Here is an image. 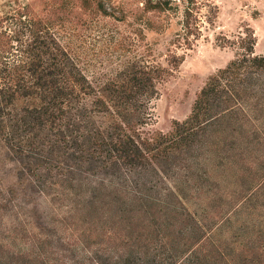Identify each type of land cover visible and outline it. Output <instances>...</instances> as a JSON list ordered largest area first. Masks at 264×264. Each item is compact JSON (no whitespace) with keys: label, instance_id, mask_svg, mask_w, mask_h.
<instances>
[{"label":"rangeland","instance_id":"1","mask_svg":"<svg viewBox=\"0 0 264 264\" xmlns=\"http://www.w3.org/2000/svg\"><path fill=\"white\" fill-rule=\"evenodd\" d=\"M52 1L0 0V19L26 5L34 15H50ZM88 2L84 11L79 8L80 1L72 0L75 5L69 6L57 0L56 5L65 8V20H71L66 27L57 25V31L95 87L135 60L172 69L150 105L144 133L167 134L175 122L187 120L209 79L232 61L248 56L243 39L248 45L252 36L254 55L264 56V0H200L194 10L192 35L185 30L184 2L150 13L143 11L144 0ZM101 4L113 14L104 15L98 10ZM231 93V111L207 128L203 142L195 145V157L184 152L182 164L172 169L167 179L150 180L153 183L147 186L153 193L160 191V196L181 191L178 219L187 217L186 213L192 216V225L179 234V251L168 250L164 259L183 256L189 264L209 250V240L222 250L228 247V264H234L236 255L250 261L254 252L264 259V72L242 73ZM45 165L55 171L50 183L24 190L18 184L14 162L0 147V193L6 195L11 188L17 191L16 198L7 195L10 202H5L6 197L1 202L0 198V264H98L96 250L118 245L119 251H109L114 258L127 248L124 223L114 225L112 220L97 217L86 222V206L76 200L77 195L86 196V183H100L107 189L119 186L106 177L86 176V170L71 175L77 184L72 186L63 176L71 174L73 164ZM138 172L136 184H130L132 179L124 172L119 177L120 185L134 190L143 187L148 175H156L155 171L147 175L144 168ZM202 215L209 219L204 228L198 224L206 225ZM138 221L136 217L133 224L138 237L149 236L156 245H165L161 243L172 237L160 240L153 234L152 221L147 226ZM197 238L199 247L193 245ZM155 254L156 246L150 255ZM174 260L168 264H174Z\"/></svg>","mask_w":264,"mask_h":264},{"label":"trees","instance_id":"2","mask_svg":"<svg viewBox=\"0 0 264 264\" xmlns=\"http://www.w3.org/2000/svg\"><path fill=\"white\" fill-rule=\"evenodd\" d=\"M59 1L62 5H75L72 0ZM77 1L79 8L86 11L88 0ZM178 1L187 4L185 30L192 35L194 10L200 0H144L143 11H165ZM56 2L52 1L49 7L50 15H34L31 6L26 5L0 19V147L14 162L18 184L24 190L40 189L50 183L55 171L46 162L73 164L71 174L63 176L72 186L77 184L71 175L84 170L86 176L106 177L119 186L107 189L100 183H86V196L76 197L78 204L86 206V222L97 217L112 220L114 225H126L127 248L114 258L109 251L114 248L119 251L118 245L96 250L94 257L98 264H137L135 259L138 264H168L174 257L164 259V253L179 251L176 244L181 241L179 234L192 225V216L186 213L187 217L178 219L181 214L177 210L182 208L183 200L181 191L160 196V191L153 193L147 186L153 183L150 180L167 179L169 172L182 164L184 152L195 157V145L203 142L207 128L222 121L231 111V92L238 77L252 70L264 72V56L254 55L252 36L248 45H244L247 39H243L248 56L232 61L209 79L187 120L175 122L167 134L144 133L142 127L148 124L150 105L172 69L135 60L95 87L80 67L79 58L61 42L57 25L66 27L71 20H65V8ZM98 10L106 16L113 14L103 4ZM188 44L191 46L190 41ZM65 145L69 148H64ZM143 168L147 175L151 171L156 174L148 175L143 187L130 190L129 186L120 185L119 177L124 172L132 179L130 184H136L138 171ZM16 193L12 188L6 195L0 193L1 202L4 197L5 202H10L7 197L16 198ZM202 216L206 225L198 224L204 228L209 219ZM136 217L140 225L147 226L152 221L153 234L160 240L172 237L161 243L165 245L154 244L149 236L138 237L133 227ZM190 235L193 236V231ZM199 240L193 245L199 247ZM211 242L206 245L209 250L204 251L203 257L198 254L196 261L189 264H228V247L222 250V246L216 247ZM154 246L156 254L151 256ZM182 257L175 258L174 264H187L189 260ZM251 257L247 261L236 255L233 263L264 264L259 252Z\"/></svg>","mask_w":264,"mask_h":264}]
</instances>
